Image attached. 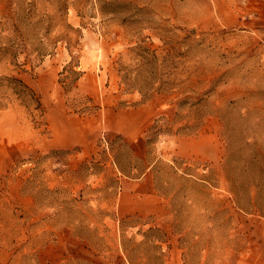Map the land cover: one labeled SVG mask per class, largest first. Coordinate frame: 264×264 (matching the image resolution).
I'll return each mask as SVG.
<instances>
[{"label":"rangeland","instance_id":"obj_1","mask_svg":"<svg viewBox=\"0 0 264 264\" xmlns=\"http://www.w3.org/2000/svg\"><path fill=\"white\" fill-rule=\"evenodd\" d=\"M0 264H264V0H0Z\"/></svg>","mask_w":264,"mask_h":264},{"label":"trees","instance_id":"obj_2","mask_svg":"<svg viewBox=\"0 0 264 264\" xmlns=\"http://www.w3.org/2000/svg\"><path fill=\"white\" fill-rule=\"evenodd\" d=\"M11 80L13 81L12 85H14V89H15L14 92H16L18 97H21V96L27 97L29 95L26 92L27 87L21 81H19L17 79H11ZM30 99L32 100L33 98L30 97ZM33 101H35V102H37V104H39L38 101H36L34 99H33Z\"/></svg>","mask_w":264,"mask_h":264}]
</instances>
